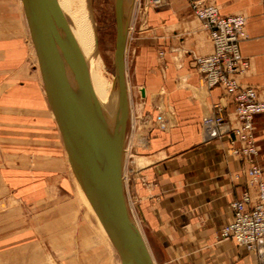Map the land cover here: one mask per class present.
Masks as SVG:
<instances>
[{"label": "crops", "instance_id": "0c3cea01", "mask_svg": "<svg viewBox=\"0 0 264 264\" xmlns=\"http://www.w3.org/2000/svg\"><path fill=\"white\" fill-rule=\"evenodd\" d=\"M166 2L155 8L148 0H135L129 26L125 62L132 72L133 89L143 97L164 90L172 114L166 117L172 126L167 132H151L149 148L137 159V169L128 170L124 179L128 204L133 205L154 264H257L254 254L232 241L219 240L221 227L232 220L231 204L240 200L247 187L241 175L243 164L230 154L231 136L206 142L200 129L201 119L214 112L216 103L224 107V115L234 117L232 100L224 96L223 89H208L200 83L194 56L210 55L213 45L187 0ZM206 2L223 16L246 19V38L240 43V52L249 67L238 81L242 86L264 87V0ZM134 13L140 15L138 21H133ZM46 119V109L39 102L38 116L30 127L32 148L12 155L10 170L18 175L14 183L19 184L13 188L25 187L21 175L27 173V162L40 167L37 174L42 166L47 172ZM254 123L260 150L257 162L264 170V115H257ZM54 153L57 174L61 151ZM59 168L62 170V164ZM2 184L1 176L0 188ZM35 187L46 189L40 181ZM13 195L15 204L26 203L23 195ZM46 197L45 191L43 195L37 192L34 203ZM251 197L256 202L254 192ZM10 216L9 228L0 229V264H24L14 255L23 252L26 236L22 208L15 206Z\"/></svg>", "mask_w": 264, "mask_h": 264}, {"label": "rangeland", "instance_id": "374dc122", "mask_svg": "<svg viewBox=\"0 0 264 264\" xmlns=\"http://www.w3.org/2000/svg\"><path fill=\"white\" fill-rule=\"evenodd\" d=\"M115 0H91L97 26L99 53L105 58L109 50L108 73L114 75L113 54L115 49ZM148 0V5L158 8ZM166 0H164L165 6ZM134 13L133 21L138 15ZM106 41V47L103 46ZM105 51V52H104ZM162 59V57H160ZM126 63V62H125ZM131 74L126 65L129 117L127 122L124 179L128 170L137 169V159L149 148V138L143 140L145 131L142 121L145 115L171 114L164 90L154 96L140 95L131 83ZM138 91V92H136ZM159 93V95H157ZM154 97V98H152ZM39 102L46 109L48 135L47 172L39 173L40 167L27 162L24 188H13L17 174L10 170L14 165L15 152L32 147L30 127L39 113ZM36 104L34 108L31 105ZM167 117H171L170 115ZM172 126L170 122L169 128ZM167 130V131H168ZM165 131V132H167ZM147 141V142H146ZM31 147V148H30ZM58 157V175L54 151ZM14 159V158H13ZM63 168L60 170L59 166ZM29 169V170H28ZM135 172V171H134ZM5 184L0 188V229L12 224L10 212L15 206L22 208L26 236L23 252L17 251L15 259L24 264H120L117 252L104 234L95 216L87 208L81 194L77 177L68 162L63 140L48 104L43 86L38 58L30 36L21 0H0V177ZM40 179V180H39ZM44 179H47L44 184ZM46 189H37V183ZM45 191L47 197L34 203L35 193ZM23 195L26 203L15 204L14 193ZM18 197V196H17ZM131 215L138 225L132 203ZM10 217V218H9ZM17 238V237H16ZM11 254V253H10Z\"/></svg>", "mask_w": 264, "mask_h": 264}, {"label": "water", "instance_id": "95a60500", "mask_svg": "<svg viewBox=\"0 0 264 264\" xmlns=\"http://www.w3.org/2000/svg\"><path fill=\"white\" fill-rule=\"evenodd\" d=\"M44 91L67 153L117 252L120 264H154L128 206L123 178L129 102L125 51L135 0H115L117 102L108 120L85 58L58 0H21Z\"/></svg>", "mask_w": 264, "mask_h": 264}, {"label": "built area", "instance_id": "2783aa9c", "mask_svg": "<svg viewBox=\"0 0 264 264\" xmlns=\"http://www.w3.org/2000/svg\"><path fill=\"white\" fill-rule=\"evenodd\" d=\"M151 3L160 7L164 0ZM187 3L213 45L210 55L194 56L200 83L208 89L221 87L233 105L234 117L229 118L223 114L220 102L214 104V112L201 119L200 129L206 142L231 136L230 154L243 164L241 175L247 187L240 200L231 204L232 220L221 227L219 240L234 242L254 254L257 264H264V170L257 162L260 150L254 123L257 115H264V87L242 86L238 81L249 67L240 52V43L246 38V19L240 15L223 16L206 0H187ZM159 55L162 57L163 52ZM142 128L143 140H147L153 131H167L169 121L163 113L147 114ZM251 192L256 194V202L252 201Z\"/></svg>", "mask_w": 264, "mask_h": 264}, {"label": "bare ground", "instance_id": "6f19581e", "mask_svg": "<svg viewBox=\"0 0 264 264\" xmlns=\"http://www.w3.org/2000/svg\"><path fill=\"white\" fill-rule=\"evenodd\" d=\"M58 3L61 7V10L63 11V14L67 19L71 32L73 33V36L77 41V44L85 58L91 86L93 88L95 96L106 118L108 120H112L115 114V107L118 95L117 84L115 81V75L109 74L107 70V66L110 64V56L108 55L109 50H106V56L104 59L98 50L97 26L94 19V12L91 5V0H58ZM103 46L106 47V41H104ZM127 96H129L128 86ZM77 183L79 185L81 194L85 200L87 208L95 216L97 222L102 227L104 234L111 242L102 220L100 219L86 190L84 189L78 178Z\"/></svg>", "mask_w": 264, "mask_h": 264}]
</instances>
